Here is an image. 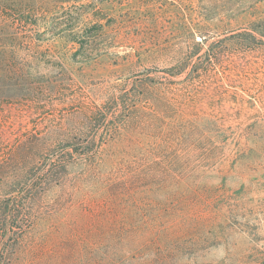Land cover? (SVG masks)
Masks as SVG:
<instances>
[{
	"label": "rangeland",
	"instance_id": "374dc122",
	"mask_svg": "<svg viewBox=\"0 0 264 264\" xmlns=\"http://www.w3.org/2000/svg\"><path fill=\"white\" fill-rule=\"evenodd\" d=\"M40 6L45 20L0 35V54L15 45L0 58V214L10 195L27 214L23 244L36 255L23 264H52L66 244L78 259L97 242L90 211L109 175L132 178L121 190L132 228L163 225L177 264H264V0ZM196 42L219 61L170 81L165 69ZM125 93L134 102L117 110L122 128L101 162L62 157L66 144L92 148V112ZM54 153L69 162L39 172Z\"/></svg>",
	"mask_w": 264,
	"mask_h": 264
},
{
	"label": "trees",
	"instance_id": "16d2710c",
	"mask_svg": "<svg viewBox=\"0 0 264 264\" xmlns=\"http://www.w3.org/2000/svg\"><path fill=\"white\" fill-rule=\"evenodd\" d=\"M64 1L70 3V0ZM39 3L41 5V0H0V35L5 24L37 25L40 20H45V16H41L42 13L38 12L42 8ZM195 45L191 46V51L185 59L165 69L169 72L166 76L170 81L179 82L181 79L179 77L185 72L186 81L191 82L194 80V75L199 72L201 64L219 61L221 56L214 50V47L209 46L201 52L203 43L196 42ZM14 51L15 45L9 51L3 50L0 54L1 60L8 62L13 58ZM125 95L127 96L124 98L122 94L115 96L111 103L112 106L92 112L93 123L96 126L92 148L87 149L83 146L79 151L80 148L66 144L61 152L62 157L80 158L99 164L101 147L121 131L117 110L124 109L128 106V102L134 99L127 93ZM67 158L63 160L60 155L54 153L42 163L39 172L49 176L57 168L64 166L65 162H69ZM45 180H48V177H44L42 181ZM33 183L29 182L27 186L31 188ZM131 183H133L132 178L127 176L122 179L112 175L105 177V181L102 182L104 196L95 210L90 211L92 215H95L97 222V228H95L97 242L87 243L81 250L82 256L78 259L72 258L75 257L73 247L71 244H66L65 247L55 250V262L52 264H71V259H74L76 264H177L176 256L179 247L174 240L170 243L165 239L166 228L163 225L159 223L156 227L145 231L132 228L134 218L131 217L127 200L122 198L124 193L121 194V190L130 189ZM9 197L4 201L5 209L0 214V264H23L28 257L32 258L36 255V247L23 244L25 234L28 232L23 224V219L27 214L21 211L20 216L15 212L12 207L18 204L11 195ZM20 205L24 206V203L21 202ZM29 217L28 215V219ZM89 231L86 234L88 237L92 233V230Z\"/></svg>",
	"mask_w": 264,
	"mask_h": 264
}]
</instances>
